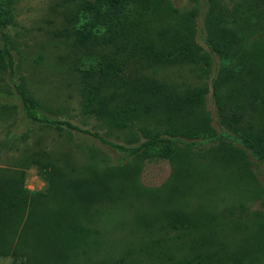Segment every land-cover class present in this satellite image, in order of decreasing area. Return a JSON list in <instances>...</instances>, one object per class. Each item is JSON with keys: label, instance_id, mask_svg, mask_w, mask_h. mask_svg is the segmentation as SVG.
Wrapping results in <instances>:
<instances>
[{"label": "trees", "instance_id": "16d2710c", "mask_svg": "<svg viewBox=\"0 0 264 264\" xmlns=\"http://www.w3.org/2000/svg\"><path fill=\"white\" fill-rule=\"evenodd\" d=\"M208 1L206 52L194 40L193 14H178L167 0L55 3L62 24L58 35L68 39L86 61L77 74L79 111L108 129L135 130L145 139L146 153L173 161L182 155L175 145L178 140L211 137L201 115L206 90L169 92L149 70L181 64L208 66L211 56H216L219 68L211 83L216 117L252 158L264 164V0H240L221 11H215L216 0ZM12 8L11 0H0L2 59L11 56L7 29L13 24ZM15 89L25 114L36 116L38 100L23 83ZM12 110L1 105L0 118L6 121ZM62 125L72 128L67 122ZM7 144L2 142L3 147ZM72 159L39 148L0 159L1 256L27 250L31 259L48 264L43 252H51L49 261L66 264L53 252H92L97 246L93 236L98 232L89 226L105 218V207L126 200V170L120 164L78 169ZM29 166L45 182L43 192L24 189V169Z\"/></svg>", "mask_w": 264, "mask_h": 264}, {"label": "rangeland", "instance_id": "374dc122", "mask_svg": "<svg viewBox=\"0 0 264 264\" xmlns=\"http://www.w3.org/2000/svg\"><path fill=\"white\" fill-rule=\"evenodd\" d=\"M11 1L13 24L7 30L12 50L9 59L0 58V106H12L13 114L6 121L0 118V159L39 148L53 156L71 155L78 169L120 164L129 182L126 200L105 207V218L89 226L98 232L93 236L94 250L53 252L57 260L64 258L66 264H264V164L252 158L216 117L211 83L218 58L211 56L208 66L181 64L149 70L169 92L206 90L201 115L211 137L178 140L175 145L182 155L169 162L146 153L145 139L135 130L108 129L81 115L76 82L86 61L68 39L58 35L62 24L55 3L60 0ZM167 1L178 14H193L194 40L206 52L204 21L209 1ZM238 1L216 0L215 11L230 10ZM20 83L40 103L36 116L22 109L15 89ZM158 113L164 116L163 111ZM41 118L61 125L52 126ZM65 122L72 128L62 125ZM4 141L7 147L2 146ZM23 187L45 190L35 167L24 169ZM81 223L85 225L82 219ZM31 254L16 252L0 258V264H40ZM50 254L43 252V259L55 264L49 261Z\"/></svg>", "mask_w": 264, "mask_h": 264}, {"label": "crops", "instance_id": "0c3cea01", "mask_svg": "<svg viewBox=\"0 0 264 264\" xmlns=\"http://www.w3.org/2000/svg\"><path fill=\"white\" fill-rule=\"evenodd\" d=\"M0 167H1V165H0ZM36 180H37V182L41 185L40 187H42V185H43V183L38 179V177L37 176H35L34 177ZM40 187H39V189H34V187L33 188H30V187H24V189H26L28 192H30V193H34V192H39V190H40ZM10 254L9 255H7V256H1L0 255V258H9V257H11V252H9Z\"/></svg>", "mask_w": 264, "mask_h": 264}]
</instances>
